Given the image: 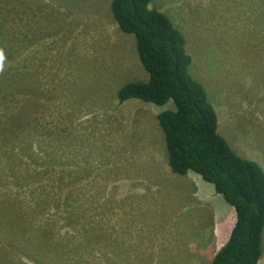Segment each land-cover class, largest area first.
<instances>
[{
  "label": "rangeland",
  "instance_id": "374dc122",
  "mask_svg": "<svg viewBox=\"0 0 264 264\" xmlns=\"http://www.w3.org/2000/svg\"><path fill=\"white\" fill-rule=\"evenodd\" d=\"M110 1L0 0V85L23 88L0 101V264H209L229 236L213 185L169 168L156 114L173 103L117 101L148 74ZM149 7L183 34L219 133L264 171V0ZM261 248L258 264L264 227Z\"/></svg>",
  "mask_w": 264,
  "mask_h": 264
},
{
  "label": "trees",
  "instance_id": "16d2710c",
  "mask_svg": "<svg viewBox=\"0 0 264 264\" xmlns=\"http://www.w3.org/2000/svg\"><path fill=\"white\" fill-rule=\"evenodd\" d=\"M149 2L110 1L114 21L122 32L134 35L139 61L148 74L146 81L132 80L120 86L116 99L122 103L136 98L158 106L173 103V108L156 114L170 170L179 175L198 174L235 214L227 240L209 264H257L262 254L264 171L257 162L237 154L219 133L215 108L204 86L189 72L191 56L183 34L165 13L150 8ZM0 43L11 53L15 51L6 39L0 38ZM16 85L19 82L13 80L0 85V101L21 103L23 98L11 97L12 91L23 92L21 83L20 90ZM13 109L4 108V116L12 115ZM24 113L21 104L19 114Z\"/></svg>",
  "mask_w": 264,
  "mask_h": 264
},
{
  "label": "clouds",
  "instance_id": "9594fccd",
  "mask_svg": "<svg viewBox=\"0 0 264 264\" xmlns=\"http://www.w3.org/2000/svg\"><path fill=\"white\" fill-rule=\"evenodd\" d=\"M217 194H218V193H217ZM233 211H234V210H233ZM234 216H235V214H234ZM234 221H235V220H234ZM233 224H234V223H233ZM231 229H232V228H231ZM230 231H231V230H230ZM223 244H224V243H223ZM223 244H222V245H223ZM222 245H221V246H222ZM219 248H220V247H219ZM261 256H262V254H261ZM261 256H260V257H261ZM259 260H260V258H259ZM259 260H258V262H259ZM257 264H258V263H257Z\"/></svg>",
  "mask_w": 264,
  "mask_h": 264
},
{
  "label": "bare ground",
  "instance_id": "6f19581e",
  "mask_svg": "<svg viewBox=\"0 0 264 264\" xmlns=\"http://www.w3.org/2000/svg\"><path fill=\"white\" fill-rule=\"evenodd\" d=\"M67 256V255H66Z\"/></svg>",
  "mask_w": 264,
  "mask_h": 264
}]
</instances>
